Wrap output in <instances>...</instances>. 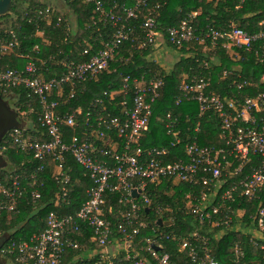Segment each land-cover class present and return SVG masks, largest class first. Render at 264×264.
<instances>
[{"label": "built area", "instance_id": "1", "mask_svg": "<svg viewBox=\"0 0 264 264\" xmlns=\"http://www.w3.org/2000/svg\"><path fill=\"white\" fill-rule=\"evenodd\" d=\"M146 1L119 6L117 8L121 12L117 13L116 6L106 7L102 0H85L93 6L98 21L111 24V35L104 47L88 60L77 64L66 63L65 70L57 76L46 78L33 61L27 62L22 69L0 70L2 92L24 87L36 97L40 109L37 121L48 138H23V128L17 126L9 131L18 150L35 160V167L27 174L13 175L9 182L0 180V217L4 211H16L20 198L29 196L33 203L41 199V188L44 187L42 177L48 167V160L52 163L51 177L59 187L56 208L46 213L43 227L26 238L10 239L1 245L0 254L3 257L13 258L17 264H63L69 251L82 247L78 236L86 229L91 233L94 243L101 248L97 251L99 258L95 264H103L121 252H124L122 259L128 260L129 264H145L148 260V256L143 254L145 252L160 264H172L168 253L160 254L153 249L155 244L152 238L146 239V245L139 247L141 252L133 249L139 230L146 228L145 222L140 219L143 207L151 205V211L156 216L170 210L168 204L157 198L150 199L146 193L148 184L159 185L162 182L187 186L183 192L184 207L199 225L222 224L237 230L242 226V222L236 220L242 216L243 209L235 205L241 206L243 202L256 200L258 208L253 230L259 241L252 242L264 251V89L250 95L241 91L244 87H264V74L257 82H233L229 97H221L209 89L210 77L200 76L190 82L183 81L178 87L180 94L176 96L174 105L179 106L183 100L194 101L197 104V126L193 128L194 135L187 134L181 139L178 136L177 117L167 112L160 121L166 134L173 136L169 146L146 150L140 146L152 115V106L163 85V81L155 77L130 79V100L123 98L119 102L122 117L102 115L104 100L107 98L111 102L117 93L114 90L104 91L102 97L96 98L91 104L97 117H93L91 109L85 112V137L74 133L66 137L63 133L64 126L75 128L78 125L76 115L81 110L59 114V98H64L62 104L66 103L82 92L81 87L86 82L108 68L119 44L133 32L128 21L137 17ZM244 1L239 0V3ZM259 1L264 3V0ZM156 26L154 16L148 12L140 25L143 41L139 47L155 43L159 34ZM256 26L253 33L233 23L227 29L206 25L198 32L188 20H184L177 26L168 27L165 35L168 42L176 46L190 41L203 43L208 39L212 47L222 42L221 48L231 53L238 50L252 52L254 46L264 52V19ZM11 45L1 44V48L6 49ZM83 53L86 54L87 50ZM260 61H264V57H260ZM229 72L223 73L226 75ZM128 80V76L123 78L125 83ZM65 87L69 88L67 94L64 93ZM123 88H127V84ZM124 92L127 93L126 90ZM212 115L216 116L221 143L199 145L196 133L200 131L201 118ZM115 138L120 139V142ZM68 157L82 169L83 183L86 184L84 198L78 208L73 213L62 214L63 204L69 203L67 192L73 173L66 165ZM108 192L117 193L119 203L127 202L130 206L128 210L119 211L120 218L114 225L104 213ZM115 234L120 241L114 238ZM153 237H158V234L154 233ZM190 238L207 247L208 237L199 231L194 230ZM165 239H176L180 243L179 249L188 251V258L193 264H221L209 255L206 248L201 246L200 253L198 244H192L181 234H167ZM113 240L115 245L112 244ZM113 246H118V252L109 256ZM157 247L161 248V245ZM229 250L237 254L234 248ZM108 264H111L110 261Z\"/></svg>", "mask_w": 264, "mask_h": 264}, {"label": "trees", "instance_id": "2", "mask_svg": "<svg viewBox=\"0 0 264 264\" xmlns=\"http://www.w3.org/2000/svg\"><path fill=\"white\" fill-rule=\"evenodd\" d=\"M56 1L12 0L9 11L0 15V70L22 69L27 62L33 61L40 67L43 75L49 78L61 74L65 70L66 63L77 64L86 61L98 49L104 47L111 35L112 26L109 22L98 21L97 14L90 3L85 0H61L59 4ZM102 1L106 7L116 6L115 11L120 13L121 10L117 7L130 6L140 0ZM148 12L154 16L156 27L162 35L166 34L168 27L177 26L184 20H188L198 32L206 25H211L216 29H227L233 23L253 33L257 28V23L264 19V3L259 0H245L241 4L239 0H147L145 6L140 7L137 17L128 21L133 32L119 44L113 59L109 61L108 68L86 82L81 87L82 92H78L66 103L62 104L64 98H59L60 104L57 108L59 114L81 110V113L76 115L78 125L75 128L63 127L66 137L73 133L81 138L85 137V112L91 109L93 117H97L91 104L96 98L102 97L104 91L114 90L117 93L111 102L107 98L104 100L102 115L122 117V106L119 102L123 98L130 100V79L144 76L160 78L163 85L158 99L152 106V115L149 118L148 128L140 140V146L143 150L162 145L169 146L173 136L167 135L166 129L162 123H159V119L164 117L168 111L178 119V136L181 139L187 134H195L192 133V128L197 118V104L192 100H183L179 106L174 105L176 96L180 94L178 87L183 75L186 76V82L200 76L210 77L209 89L221 97H229L232 94L230 91L233 88V82L240 83L242 80L257 82L258 78L264 74V61H260V57H264V52L257 46H254L252 52L232 51L233 53H229L232 58L228 55V51L221 48L222 42H219L217 47H212L208 39L203 43L190 41L176 46L168 42L166 35V41L178 50L180 57L171 70L165 71L159 63L148 60L150 46L139 47L140 42L143 41L140 25ZM9 43H12L9 48H1V44ZM84 50H87L86 54L83 53ZM230 63L236 64L234 69L231 68ZM224 71L230 72L224 75ZM127 76L129 80L125 83L123 78ZM125 84L127 88L124 89ZM263 89V86L244 87L241 91L250 95ZM68 90L69 88L65 87L64 93L67 94ZM125 90L126 94H124ZM0 97L8 100L9 103L10 100L12 101L10 103L12 107H9L19 120L16 126L23 128L21 131L23 138L29 136L38 140L48 139L37 121L40 110L37 99L27 89L16 87L10 88L7 92H2L0 89ZM20 111H23L27 118L25 124L18 118ZM186 118H190L189 121H186ZM10 132L0 140V156L6 162L0 165V180L3 182H9L15 174H27L35 167V160L18 150L12 141ZM196 137L198 144L203 146L221 143L218 139L215 115L201 118V128L196 133ZM115 139L120 142V139ZM171 159H174L173 155ZM66 165L73 173L67 192L69 203L63 204L60 211L62 214L73 213L78 208L80 201L84 198L86 184L83 183L82 169L71 158H67ZM51 172L52 163L48 160V167L42 177L44 187L41 188V199L38 202H31L29 196L20 198L16 211H4L1 214L0 246L10 239H23L37 232L43 227V218L46 213L55 210L56 193L59 187L51 177ZM186 188V185L181 183L174 185L172 182L147 185L146 193L149 198H157L162 203L168 204L170 210H165L156 216L151 211V205L143 207L140 219L145 222L146 228H141L136 235L133 242L134 251L141 252L139 247L146 245V239L152 238L155 244L153 249L159 251L160 254L168 253L170 263L193 264L188 258V251L180 250V243L176 239H165L167 234L175 233L188 238L192 244L197 243L200 253L202 252L201 246L206 248L209 255L221 264H264V251L252 242L253 240L259 241L253 230L254 217L258 208L256 200L243 202L241 206L235 205L238 209H243L242 216L236 220L242 222V226L237 230L227 228L222 224L199 225L184 207L183 192ZM129 207L127 202L119 203L117 193L108 192L106 194L104 213L112 225L120 218L119 211L128 210ZM157 218L160 222H156ZM27 224H29L28 228ZM194 230L208 237L207 247L190 238ZM154 233H157L158 237L154 238ZM114 238L118 240L116 234ZM78 239L82 247L69 251L64 257L63 264L74 262L95 264L99 258L97 251L100 249L92 240L91 233L84 229ZM112 244H116L115 240ZM157 245H161V248ZM230 248H234L237 254L230 251ZM94 251L96 254H93ZM143 254L148 256L145 264H160L157 259L150 257L146 252ZM123 257L124 252H121L105 260L103 264H108L109 261L111 264H129L128 260L122 259ZM4 259L15 263L13 258L4 257Z\"/></svg>", "mask_w": 264, "mask_h": 264}, {"label": "rangeland", "instance_id": "3", "mask_svg": "<svg viewBox=\"0 0 264 264\" xmlns=\"http://www.w3.org/2000/svg\"><path fill=\"white\" fill-rule=\"evenodd\" d=\"M148 46H150L149 47L150 48V52L147 55L148 60H152V61H155V62L159 63L160 67H163L164 70L167 71V72L169 70H171V68L174 65V63H176L178 61L179 57H180V54H179L178 50H176V49H174L173 47L170 46V44L166 41L165 35L164 34L162 35L161 32H159V34L157 35L155 43L150 44ZM229 53H231L230 50L228 51V55H230ZM217 59H218V57H217ZM230 65H231L232 69H234L235 66H236L235 63H230ZM185 80H186V76L183 75L181 80L179 81V85ZM11 102L12 101L10 100V103ZM7 103L9 104L10 107H12V105L9 102H7ZM168 112H170V111H168ZM18 118L21 121H23L24 124L27 123V118H26V116H25L23 111L19 112ZM189 119L190 118H188V119L186 118V121H189ZM197 121H198L197 119L194 121L193 128L195 126H197ZM159 123H161L160 119H159ZM193 128H192V133L194 134ZM199 128H201V124L199 125ZM28 227H29V224H27V228ZM116 252H118V246H113L109 256L114 255ZM6 264H15V263L11 262L10 260H7ZM73 264H76V262H74Z\"/></svg>", "mask_w": 264, "mask_h": 264}, {"label": "water", "instance_id": "4", "mask_svg": "<svg viewBox=\"0 0 264 264\" xmlns=\"http://www.w3.org/2000/svg\"><path fill=\"white\" fill-rule=\"evenodd\" d=\"M12 0H0V15L7 13L11 7ZM19 120L9 105L0 97V140L6 134L7 130L17 125ZM5 160L1 159L0 165H4ZM158 222H160L158 220Z\"/></svg>", "mask_w": 264, "mask_h": 264}, {"label": "flooded vegetation", "instance_id": "5", "mask_svg": "<svg viewBox=\"0 0 264 264\" xmlns=\"http://www.w3.org/2000/svg\"><path fill=\"white\" fill-rule=\"evenodd\" d=\"M4 101L7 103L6 100H4ZM11 128L9 130H7L6 134L11 130ZM0 264H6V261H5L4 257L1 254H0Z\"/></svg>", "mask_w": 264, "mask_h": 264}, {"label": "crops", "instance_id": "6", "mask_svg": "<svg viewBox=\"0 0 264 264\" xmlns=\"http://www.w3.org/2000/svg\"><path fill=\"white\" fill-rule=\"evenodd\" d=\"M56 2L60 4V3H61V0H57ZM62 4H63V3H62Z\"/></svg>", "mask_w": 264, "mask_h": 264}]
</instances>
